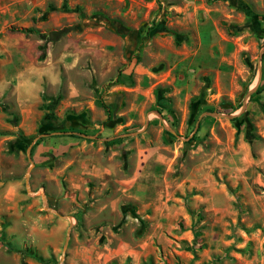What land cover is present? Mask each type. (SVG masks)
Masks as SVG:
<instances>
[{
  "label": "rangeland",
  "instance_id": "374dc122",
  "mask_svg": "<svg viewBox=\"0 0 264 264\" xmlns=\"http://www.w3.org/2000/svg\"><path fill=\"white\" fill-rule=\"evenodd\" d=\"M24 1L0 12V71L65 83L48 126L1 128L0 264H264V0ZM44 141L75 151L37 164Z\"/></svg>",
  "mask_w": 264,
  "mask_h": 264
},
{
  "label": "crops",
  "instance_id": "0c3cea01",
  "mask_svg": "<svg viewBox=\"0 0 264 264\" xmlns=\"http://www.w3.org/2000/svg\"><path fill=\"white\" fill-rule=\"evenodd\" d=\"M3 4H0L1 11L4 14H13V16L23 17L28 13V4L26 1L17 5L16 0H3ZM34 9H31L32 13ZM1 18V16H0ZM20 22V28L22 22ZM1 23V21H0ZM0 24V28H1ZM1 41V40H0ZM2 42V41H1ZM4 43V42H2ZM4 63H10L9 57L0 59ZM20 72L17 75H11L3 67L0 71V100L14 102L17 110V114L20 118L19 127L25 135H33L35 130L39 127L43 118V113L40 110L41 105L45 102L44 94L47 92L49 96L56 95L57 90L65 83V79L61 72H58V67H55L52 63L44 65H35L34 63H25L22 66ZM1 109V108H0ZM2 110V109H1ZM0 110V130L4 129L7 125H10L5 119V112ZM9 140V139H5ZM11 140V139H10ZM74 143H68L64 145L62 141H44L36 149L34 154V160L38 164L40 161H45L49 158V154L53 158V155L65 153L66 151H75L71 146ZM46 155V156H45ZM84 162V173L93 174L94 176L100 175L101 173H111V168L99 166L90 160V164ZM132 183H136V177L132 179ZM131 184V183H130ZM131 184V185H133ZM21 181H16L9 185L6 190L5 198L8 199L5 212L9 214L12 210H21L24 208L22 204L23 197L21 195ZM133 187V186H132ZM21 218V215L19 216ZM26 222V221H25ZM45 250L47 248H41ZM115 257V256H114ZM117 257V256H116Z\"/></svg>",
  "mask_w": 264,
  "mask_h": 264
},
{
  "label": "trees",
  "instance_id": "16d2710c",
  "mask_svg": "<svg viewBox=\"0 0 264 264\" xmlns=\"http://www.w3.org/2000/svg\"><path fill=\"white\" fill-rule=\"evenodd\" d=\"M18 30L19 32H22V33H33L35 32L33 29H24V28H20V29H16ZM159 97H160V94H159ZM45 100H52L51 98L47 99L45 98ZM55 103L54 102L52 105L48 106L47 109L49 110V115H46L44 116L43 120H42V125L44 126H48L50 124V122L52 121L53 119V111H54V108H55ZM2 107V110L7 113L8 115H11L14 117V119H7V122L12 124L13 127L15 128H18L19 127V117L15 114V113H8L7 111V108L4 107V106H1ZM43 107V106H41ZM103 107L107 110L108 114L110 115V111H109V106H107L106 104L103 105ZM44 108V107H43ZM210 112H214L213 110H210ZM168 134H170L171 136H173L172 133L170 132H167ZM7 135H12L10 132H6V131H2L0 130V137H4V136H7ZM18 135L19 137L23 140V141H26L28 139V137H26V135L24 134V132L21 130V129H18ZM59 137V136H58ZM71 137H74L73 135H71ZM42 140V139H40ZM19 142L18 139H14L12 141H9L8 142V149H9V152H12V151H17L18 148H20L19 146ZM36 145H38V142H36ZM189 250H191L189 248ZM30 251H26V252H21V254L24 256V255H32L31 253H28ZM33 255L41 262H43V257L35 250Z\"/></svg>",
  "mask_w": 264,
  "mask_h": 264
},
{
  "label": "water",
  "instance_id": "95a60500",
  "mask_svg": "<svg viewBox=\"0 0 264 264\" xmlns=\"http://www.w3.org/2000/svg\"><path fill=\"white\" fill-rule=\"evenodd\" d=\"M214 116H219L218 114H213ZM55 134H60V133H55ZM80 135H82V134H80ZM47 136V135H46ZM82 136H85V135H82ZM85 137H87V138H90V137H88V136H85ZM32 147V146H31ZM31 147H30V149H31Z\"/></svg>",
  "mask_w": 264,
  "mask_h": 264
}]
</instances>
